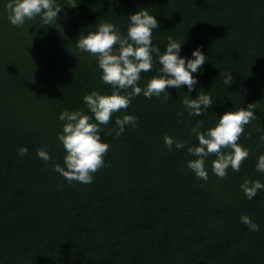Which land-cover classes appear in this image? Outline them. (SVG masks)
Here are the masks:
<instances>
[{"label": "trees", "instance_id": "16d2710c", "mask_svg": "<svg viewBox=\"0 0 264 264\" xmlns=\"http://www.w3.org/2000/svg\"><path fill=\"white\" fill-rule=\"evenodd\" d=\"M57 2L64 10L65 0ZM6 3L0 0V264H264V190L249 200L240 188L245 178L264 182L256 170L264 155V0H73L71 20L59 28L40 17L14 26ZM142 8L158 21L153 45L161 53L169 37L184 42L182 56L201 48L206 62L190 98L203 90L214 104L190 116L182 105L186 86L167 88V100L136 96L101 125L110 148L94 181L69 182L53 169L65 155L59 114L91 115L83 97L111 94L95 55L75 42L105 21L126 35L127 18ZM153 57L141 87L159 74ZM225 73L233 76L227 86ZM249 104L256 119L238 141L249 150L238 172L218 178L210 154L203 181L187 167L195 158L187 148L167 150L165 135L198 145L190 132L196 121L204 131ZM127 114L138 126L108 135ZM20 147L28 149L24 157ZM41 148L48 162L37 156ZM244 215L260 230L241 223Z\"/></svg>", "mask_w": 264, "mask_h": 264}, {"label": "clouds", "instance_id": "9594fccd", "mask_svg": "<svg viewBox=\"0 0 264 264\" xmlns=\"http://www.w3.org/2000/svg\"><path fill=\"white\" fill-rule=\"evenodd\" d=\"M8 20L14 26H22L27 20L40 17L45 26L56 25L58 14L63 7L57 0H7L5 5ZM127 34L111 22L101 23L95 30L87 34H80L75 42L78 51L95 55L98 67L101 70V79L111 85V94L103 95L95 90L83 97V101L91 115L82 110H63L58 119L63 122L62 131L57 134L65 155L63 164L53 165L54 171L61 174L69 182L77 181L90 184L94 181V173L105 165L104 156L110 145L102 141L101 125L107 126L113 114L127 109L132 100L139 95L151 99L163 94L165 100L170 98L167 88H181L186 86L182 105L190 116H200L214 101L207 92L200 90L195 98L190 94L195 90L198 80L196 74L201 71L206 62V55L200 47L191 52V58L181 55L183 43L172 37L163 53L153 45V30H158L159 24L155 15L147 9H141L128 18ZM153 54L161 65L159 74L154 75L145 87L140 86L141 73L153 69ZM232 73H225L224 83L232 82ZM124 92L125 94H121ZM179 115H183L180 113ZM256 119L253 104L247 108L225 111L217 118L214 127L202 131L203 124L196 121L191 127V134L195 135L198 145L186 146L183 141L171 136H164V144L168 151L187 148V152L195 157L189 160L187 167L201 180L209 178L206 161L210 154H215L212 161V172L223 179L228 175V169L238 172L244 160L249 156V150L238 143L244 133V125ZM95 121V122H93ZM128 126H138L134 115H123L114 121V127L108 129V135L121 136ZM261 131H264L261 129ZM264 141V136L260 137ZM18 155L24 157L28 153L27 147H20ZM37 156L44 162L51 159L46 148L37 150ZM256 170L264 173V155L257 158ZM241 191L249 200L253 199L258 191L264 190V182L259 179L245 178L240 185ZM241 223L250 231L260 230V225L252 217L244 215Z\"/></svg>", "mask_w": 264, "mask_h": 264}, {"label": "rangeland", "instance_id": "374dc122", "mask_svg": "<svg viewBox=\"0 0 264 264\" xmlns=\"http://www.w3.org/2000/svg\"><path fill=\"white\" fill-rule=\"evenodd\" d=\"M75 5L73 0H65V9L63 10L61 16L58 19V23L63 26L67 24L71 20L72 10L74 9Z\"/></svg>", "mask_w": 264, "mask_h": 264}]
</instances>
